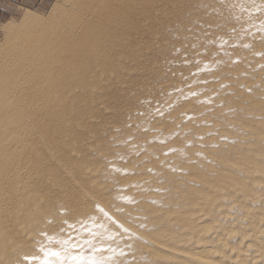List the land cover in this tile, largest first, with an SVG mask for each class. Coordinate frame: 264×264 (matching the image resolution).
Returning <instances> with one entry per match:
<instances>
[{
    "label": "bare ground",
    "instance_id": "bare-ground-1",
    "mask_svg": "<svg viewBox=\"0 0 264 264\" xmlns=\"http://www.w3.org/2000/svg\"><path fill=\"white\" fill-rule=\"evenodd\" d=\"M64 1L2 30L0 264H264V78L262 103L205 131L178 118L142 145L99 129L123 100L86 93L105 65L92 51L134 0Z\"/></svg>",
    "mask_w": 264,
    "mask_h": 264
},
{
    "label": "rangeland",
    "instance_id": "rangeland-1",
    "mask_svg": "<svg viewBox=\"0 0 264 264\" xmlns=\"http://www.w3.org/2000/svg\"><path fill=\"white\" fill-rule=\"evenodd\" d=\"M57 1L64 8L72 5L64 0H0V42L5 24L21 26L23 16L56 18ZM108 11L103 9L102 15ZM114 32V42L108 39L104 47L92 51L105 65L92 70L99 76L90 79L86 93L99 86L106 97L123 104L119 112L101 116L105 123H98L99 129L115 130L146 145L151 130L173 131L178 118L185 127L195 123L205 131L218 118H235L239 108L262 103L264 47L259 41L264 43V0H134ZM115 51L120 57L109 59L105 53ZM166 86V91H158ZM195 109L200 111L193 113ZM120 121L126 124L121 126ZM136 124L145 141L144 134L135 132ZM175 134L166 133V139ZM149 140L147 145L154 144Z\"/></svg>",
    "mask_w": 264,
    "mask_h": 264
},
{
    "label": "snow or ice",
    "instance_id": "snow-or-ice-1",
    "mask_svg": "<svg viewBox=\"0 0 264 264\" xmlns=\"http://www.w3.org/2000/svg\"><path fill=\"white\" fill-rule=\"evenodd\" d=\"M65 243H67V241H65ZM86 243H90V241H87ZM73 247H75V245H73ZM45 255L47 256L48 253H45ZM51 255L54 256H59V253H51ZM70 260L72 262V264H99L98 261L92 259V258H84L83 256H71ZM42 264H49V262L47 260L43 261Z\"/></svg>",
    "mask_w": 264,
    "mask_h": 264
}]
</instances>
